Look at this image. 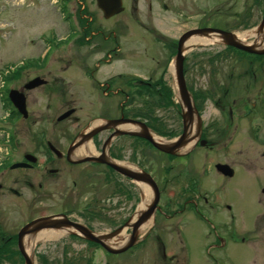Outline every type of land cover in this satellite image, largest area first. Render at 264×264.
<instances>
[{
    "label": "rangeland",
    "instance_id": "rangeland-1",
    "mask_svg": "<svg viewBox=\"0 0 264 264\" xmlns=\"http://www.w3.org/2000/svg\"><path fill=\"white\" fill-rule=\"evenodd\" d=\"M60 2L62 0H0V71H4V67L7 65L15 66L23 58L31 56L42 58L44 52L46 53L48 49L54 47L56 39L65 40L67 38L69 40L66 43L56 46L58 48L57 56L64 58L63 61H59L63 62L62 65L51 61V64L46 67L47 70L44 69L39 73L45 79L63 80L68 86L64 87L65 90L62 92L63 84L57 83L61 85L57 94H64L66 98L76 100L84 52L93 50V54H90L89 57L92 60L100 58L103 48L111 46L110 43L114 37L119 46L124 48V54L120 58L111 59V65L105 66L101 72L103 77L107 74L126 72L141 75L151 73L156 78L161 68V82L165 87L161 86L160 97L156 95L155 99L149 98V125L153 123L154 128H157L158 132L164 136L175 134V137L181 130L182 103L178 97L174 74L168 70V66L172 63L168 45L176 46V41L182 35L180 33L192 29H202L200 27L206 24L209 28L240 33L238 36L246 35L245 33L249 34L258 27L264 14V0H122L124 12L104 19L95 0H70L65 7L60 5ZM163 4L167 7L165 10L161 9ZM73 10H75L74 15ZM181 14L186 16L180 17ZM83 15H88L93 20L85 32V34L92 32L90 37L84 35L85 19L78 17ZM206 18H209L208 22H206ZM140 24L147 28V32L140 28ZM97 26L102 27V30L97 32L93 29ZM116 28L117 31H115ZM51 34L55 36L54 41L49 40ZM110 34L112 35L110 36ZM253 34L255 33L253 32ZM44 37L49 38L46 40L47 42L41 39ZM220 46L219 48L213 47L209 53H217ZM197 48L199 47L193 48L188 54L185 51L186 88L190 89L192 103V95L197 90H205V87L207 89V79L206 76H203L202 69L200 71V65L196 66L194 62L193 66L191 62L193 58L200 57L199 53H206V50L199 51ZM101 62L104 63V60ZM133 63H143L144 68L139 69L140 71L134 70L131 65ZM156 67L157 69H155ZM192 73L193 80H191ZM2 77L0 76V141L11 128L12 130L14 127L25 129V133L20 134L19 138L17 131L14 130L17 137L14 144L20 143L24 150H31V140L35 137L32 133L34 128L43 127L49 132L48 136L52 138L51 142L57 144L58 147H63L76 131L74 128L77 126V122H74L73 118L77 116L78 121L84 123L85 120L82 119L84 112L75 113L70 118L57 121L56 119L63 110L62 104L47 103L44 97L46 92L40 88L27 94L32 113L26 122L20 120L18 123L12 124L8 119H5L8 122L5 121L7 107L2 104L3 95L6 89L14 87L16 82L13 80L10 83H3ZM167 87L172 89V93L165 89ZM75 104L81 105L77 102ZM75 104H69V106ZM204 104L206 106V103ZM202 113L204 120L206 109ZM262 124V132L259 134L258 141L254 138L252 140L247 131L241 132L230 151L232 154L230 159L237 162L240 159L246 161L245 168H241L243 172L245 171V193L242 198H237V195L233 196L231 186L223 194L230 197L231 202L235 204L237 221L235 229L239 230L244 227L245 234L239 237L232 234L227 238L219 229L208 228L200 222L197 225L195 223L192 225L189 221L185 222L186 224L182 221L183 223L179 224L180 227L185 225L184 231L185 228L191 230L189 238L192 241L193 257L189 261L190 264H264V193L261 192V189L264 188V156L262 153L264 151V121ZM163 139L173 140V138ZM122 142L126 143L124 138L119 139L116 143ZM4 152H6V148L1 147L0 158ZM123 155H126L125 152ZM124 159L122 160L129 162L127 158L124 157ZM148 159L147 169L145 167L144 170L152 176L159 188L158 206L161 212V204L164 199L173 195L177 189L174 178L176 161L158 155L152 149L149 150ZM83 171L87 177L85 182L87 188L86 192L77 199L75 196H71L70 191L78 190V181H75L73 185L72 181L75 179L67 172L58 173L53 177L57 181L58 187L52 195L42 200L39 196L31 197L30 193L19 184L13 185V187L15 190L21 191L22 195L15 196L0 191V229L7 234L14 235L24 224H29L35 214L54 213L68 206L77 209L85 207V216L80 219V222L85 226L89 225L93 233L111 234L119 228H123L125 223L132 220L136 210V199L137 196H140L137 185H132L128 180L117 175L115 185L109 186L108 181L96 175V169L84 167ZM89 184H94V190L88 187ZM64 189L65 191L62 192ZM93 191L98 192L97 198L91 194ZM92 199L93 201L98 200V203L99 200L105 201L102 203L104 207L100 206V210L98 205L94 206L93 210L97 213L89 211L91 208L89 201ZM164 210L166 211L165 208ZM92 214L99 215V218L89 219L90 217L87 216ZM31 223L35 224V221ZM162 223L161 215L156 212L149 230L139 237V244L131 250L114 254L117 257H112L111 261L114 264H165L161 263ZM171 226L172 223L169 224L170 229ZM124 233L129 235L130 230L128 229ZM146 234L149 236L147 237ZM63 238L65 239H61V241H67L78 249L79 243L76 240H71L69 234ZM166 238L169 240H165V244L171 247V249H167L168 252L175 253L181 248L175 233L171 234L169 230ZM145 239L148 245L142 250ZM43 245L44 241L40 242L37 250L42 251L51 247V245H46V247ZM7 252L8 250L0 256V261L12 264V259L9 260ZM105 254L103 249L96 252V255L100 256L101 264H103L102 256ZM48 259L46 257L47 263L44 264L50 263L49 260L53 258ZM32 264H42V262L37 261L33 256ZM168 264H188V259L183 263L180 260V262Z\"/></svg>",
    "mask_w": 264,
    "mask_h": 264
},
{
    "label": "flooded vegetation",
    "instance_id": "flooded-vegetation-1",
    "mask_svg": "<svg viewBox=\"0 0 264 264\" xmlns=\"http://www.w3.org/2000/svg\"><path fill=\"white\" fill-rule=\"evenodd\" d=\"M69 1L62 0L60 5L65 7ZM166 8L164 4L161 6L162 10ZM72 13L74 15L75 10ZM184 16L186 15H180V17ZM78 17L85 19L86 27L84 35L85 37H90L92 32L90 34H85V32L88 26L91 25L90 22L93 21L92 17L88 15ZM185 19L188 20V18ZM208 21L209 18H206V22ZM139 26L142 30L146 31L147 28L143 24ZM200 28H208V26L206 24ZM93 29L99 32L102 30V27L97 26ZM117 30L116 28L115 31ZM105 38L107 39V37ZM65 40L56 39V43L57 45L63 44L62 41ZM112 40V43H110L111 46L103 48L100 58L92 60L89 57L90 54H93V50L84 52L83 62L80 68L81 78L78 80L79 90L77 97H75L77 98L76 100L68 99L64 94H57L61 88V85L57 83L63 84L62 92L65 90L64 87L68 86L63 80L58 78L45 79L39 73L43 72L44 69L47 70L46 67L51 64V61H56V63L62 65L63 62L59 61H63L64 58L57 56V45L48 49L46 53L44 52L42 58H37L36 56L25 58L26 60L32 61V63L27 67L17 69L14 80L16 84L14 87L7 88L2 101V104H7L5 102L6 100L8 102L7 113L14 117L13 124L18 123L20 120L26 122L29 119L30 113L32 112L29 108L27 94L39 88L45 90L46 95L44 97L47 103L56 102L62 104L61 108L63 110L59 116L70 111L69 116L66 117L67 119L75 113L81 114V112H84L82 119L85 121L84 123H80L77 116L73 118L74 122H77V126L74 128L76 131L73 133L70 141L63 147H58L56 146L57 144H53L51 142L52 138L48 136L50 135L49 132L43 127L34 128L32 133L35 137L31 140V150H24L20 143L12 146L7 141L5 143L3 142L6 147V152L0 158L1 192H7L15 196L22 195L21 191H17L13 187V185L16 186L19 184L30 193L31 197L37 198L39 196L40 200H42L52 195L58 187L57 181L53 177L58 173L63 174L67 172L68 175H72L75 179L72 181L73 185L75 181H78V190L70 191L71 196H75L77 199L86 192L87 188V185L85 186L87 177L83 171L84 167L96 169V175L108 181L109 186H112V184L113 186L115 185L117 175L128 180L133 185L131 180L119 175L105 164L95 161L82 162L86 158H102L106 150L107 155L112 160L125 162V157L129 161L128 164L145 171L144 169L145 167L147 169L149 163L148 157L150 149L158 155L167 157V155L155 150L146 141L137 137L123 135L111 139L118 128L109 126L95 133L89 140L83 141L81 144L78 142L73 145L78 137L91 133L100 125L97 123V120L108 122L117 119H128L135 120L148 127L150 119L148 107L149 98L155 99L156 95L158 97L161 95V68L156 78L151 73L141 75L126 72L107 74L103 77L101 72L105 66L111 65V59L120 58L124 54V48L119 46L116 38L113 37ZM178 40L176 41V45ZM245 41L247 40L245 39ZM213 47L215 46L199 48V51L206 50V53H199L200 57H195L191 61L193 66L194 62L196 66L200 65L199 69L200 71L202 69L203 76H206L207 79V89L206 87L205 90L199 89L192 95L193 106L197 114L196 117L199 118V123H195L192 130L195 136L197 134L198 136L191 143V151L187 155L175 156L173 158L176 161L174 178L177 189L173 195L164 199L161 204V212L158 208V213L161 215V222H163L161 224V263L165 264L180 262V260L183 263L187 257H193L191 249L192 241L189 238L191 236V230L190 228H185L184 231L185 225L184 227H180V223L184 222L186 224L185 222L189 221L192 225L194 223L197 225L200 222L208 228L213 227V229L221 230L227 238L232 234H235L237 237L242 234L244 235V227L239 230L235 229L237 223L235 204L231 202L230 197L224 196L223 194L231 186L233 196L237 195V198H242L245 193V171L243 172L241 168H245L246 161L240 159L237 162L234 159H230L232 155L230 151L241 132L247 131L252 137L251 139L253 140L254 138L256 141L259 140V134L262 132V122L264 121V54L246 53L228 44L220 46L217 53L210 54L209 50H212ZM168 48L170 54L176 51V46L168 45ZM79 49L82 50V48ZM191 50H188V52ZM184 57L183 76L185 86L187 87L185 80L186 56ZM101 60H104V63ZM131 65H133L132 69L137 71L144 68L143 63H133ZM64 69L66 70L67 68ZM193 79L194 75L192 73L191 80ZM32 80L42 84L27 90L26 86ZM10 89L17 90L23 95L25 109L27 111V117L25 119L9 103L7 93ZM187 90L189 91L190 89L187 88ZM76 102L81 105H76ZM204 103H206V106ZM69 104L75 105L69 106ZM204 109H206V116L203 120L202 112ZM180 121L181 130L178 131V135L182 132L181 118ZM133 129L137 130L138 128L133 127ZM13 130L17 131L18 138L20 134L25 133V129L23 130L18 127H14ZM121 138H124L126 143L122 142L117 144L116 142ZM87 142L91 145V154L74 158V152ZM124 152L126 154L125 156L123 155ZM262 153L264 156V151ZM20 163L25 165L16 168L11 167ZM93 186L94 184H89L88 187L94 190ZM64 191L65 189L62 192ZM261 192L264 193V188L261 189ZM91 194L96 198L98 197V192L93 191ZM104 202L99 200L98 203V200L93 201L92 199L89 201L91 207L89 211L91 213H97L93 210L95 208L94 206L98 205L100 210V206L104 207V204H102ZM84 210H86L85 207L77 209L68 206L54 213L35 214L29 223L39 220L43 221L53 217L52 224L56 226L53 229L66 228L64 226H70L68 224L71 223L82 225L90 230L89 225L85 226V224L80 222V219L85 216ZM87 217H90L89 219H97L99 215L92 214ZM170 223L173 226H171V229L169 227ZM70 228L74 230L73 233L69 234V238L79 243L78 249L67 241H61V239H65L63 237L59 239L41 240L34 246L32 251L37 261H41L42 264L47 263L46 257H48L49 259L53 258L48 259L50 261L48 264H101L99 260L100 256L96 255L97 251L102 250L101 246L79 238L75 235L79 234L75 227ZM41 230L49 229L44 228ZM169 230L171 234L175 233L177 241L181 245V248L176 250L175 253H172V251L168 252L167 249H171V247L165 244V240H169L166 238ZM0 232L2 233L0 234V239L12 236L1 229ZM146 236L148 237L149 235L146 234ZM43 241V247H46V245H51V247L38 251V244ZM147 245L148 242L146 240L143 243L142 250ZM178 251L181 252L179 253ZM102 257L103 264H114L111 258L117 256L106 253Z\"/></svg>",
    "mask_w": 264,
    "mask_h": 264
},
{
    "label": "water",
    "instance_id": "water-1",
    "mask_svg": "<svg viewBox=\"0 0 264 264\" xmlns=\"http://www.w3.org/2000/svg\"><path fill=\"white\" fill-rule=\"evenodd\" d=\"M95 1H96L97 7L100 9V11L102 12L103 17L105 19H108V18H110L114 15H117L123 11L121 0H95ZM263 28H264V15H263V18H262L260 24L256 28L255 33L260 34L263 31ZM208 34H214L215 36L222 38V40H225V42L228 43L229 45L234 46L238 49L244 50L246 52H257L254 50L253 46H245L241 43L235 42L231 32H225V31H221V30H217V29H211V28L196 29V30H191V31L186 32L184 35H182V37L178 41L177 53L175 55L174 62H173L175 77L177 80V87H178V91H179V96L181 98V102L183 103V105L186 108V111L184 113H182L183 125H184L182 135L177 140L173 141L171 144L159 143L152 138V136L149 133V130L146 126H144L138 122H135V121L120 119V120H114V121L108 122L107 126L117 127L118 125H123V124H135V125L140 124L142 129L139 132H134V133L117 131V132H115V134L113 136L122 135V134L134 135V136H137V137H140L142 139L147 140L154 148H156L157 150L162 151L164 153H168V154H175L180 148H182L183 146H185L187 143H189L192 140L193 136L191 138L188 137V135H189V128L188 127H189V124H191V122L193 121L194 109L191 105V101H190L189 95L186 91L184 81H183V76H182L183 56H182L181 51H182L183 43L188 38H191L193 36L208 35ZM35 85H37V84H35V81H34L33 83H31L28 86V88H32ZM9 98H10L11 102L14 104V106L21 113H23V115H25L23 97L21 95H19L16 91H11L9 93ZM66 116H68V113L63 115L62 117H60L59 121L64 119ZM197 124H198V122H197ZM98 130H100V129H97V130L93 131L92 133L88 134V136L84 137V139H87V137L90 138L91 135H93L94 132H96ZM84 161H96V162L104 163V164L108 165L110 168H112L113 170H115L116 172H118L119 174L132 179L135 183H141V184H145V185L149 186V190L151 191V195H152L150 204L147 206V208L143 212H141L137 216L135 223H133V225L131 227L132 232L128 238L127 243L125 245L121 246L120 248H116V249L109 248L108 246H106L104 244V242L100 238L93 236L92 233L90 231H88L85 227H83V226L80 227V225H77V224H71V223L68 224V225H73L75 227V229L78 228V230L80 231V232L79 231L78 232L83 237H85L86 239H88L90 241L99 243L109 253H112V254L122 253V252L126 251L127 249H129L130 247H132L136 243L137 229L139 228V226L142 224L143 221H145L146 219L150 218L153 215V213L156 209V205H157L158 200H159V191L157 189V186H156L155 182L153 181V179L150 177V175H148L146 173H137V172L129 171L125 168L120 167L119 165H117L116 163H114L111 160H106L105 157H102V158H86ZM125 226L129 227V224L127 223V224H125ZM51 227H56V226H55V224H52L51 219H47L44 221L35 222V224L32 223L30 225H26L18 233V239H19L18 248L24 257L25 264H32V262H31V259L26 256V254L24 252V248H23L22 243L20 241V238L24 234H26L32 230H38L41 228H51ZM122 229L123 228L118 229L116 232L107 235V237L108 238L114 237L117 233L122 231Z\"/></svg>",
    "mask_w": 264,
    "mask_h": 264
},
{
    "label": "bare ground",
    "instance_id": "bare-ground-1",
    "mask_svg": "<svg viewBox=\"0 0 264 264\" xmlns=\"http://www.w3.org/2000/svg\"><path fill=\"white\" fill-rule=\"evenodd\" d=\"M233 34H240V33H233ZM245 34H247V33H245ZM249 34H253V33L251 32ZM237 37L243 41V39L245 38V35H241V36H237ZM220 40H221V38L216 37V36H209V37L208 36H206V37L205 36H194V37H191L189 40L186 41V43L183 46V51L190 50L195 45H207L210 43L220 42ZM258 41H260L261 44L264 43V29L260 34L256 35L255 42H258ZM194 122H195V119H193L191 124H189L188 128L190 131L192 130V126L194 125ZM123 128L132 129V127H130V126L123 127ZM189 135H192V132H190ZM151 136L155 141H157L159 143L171 144V142H167V141L163 140L162 138L157 137L155 134L151 133ZM189 145L190 144H188L184 148H181L180 151H185V149H188ZM91 152H92L91 145L89 144V142H87V143L83 144V146H81L79 149H77L74 152V158L82 156V155H90ZM116 164L122 168L127 169V170L139 172L137 168H135L134 166H132L128 163L117 162ZM137 185L139 188L140 197H139L138 205L136 206L135 214H134V216L130 222V225L134 222V220L136 219L138 214H140L142 211L145 210V208H147V206L150 204V201H151V194L149 191V186H147L145 184H141V183H138ZM153 220H154V216H151L150 218H148L142 222V224L137 229L136 238L141 237L143 234H145L149 230V228L153 224ZM64 227H66V228L53 229L55 227H51L49 230H41V231L29 233L26 236H24L22 238L21 242L23 244V248L27 254V257L31 258L33 256V254H32L33 248L39 241L46 240V239H59V238L64 237L67 234L73 233L74 229L70 228V227H73V225L64 226ZM80 227H82V226H80ZM76 230L79 231L78 228H76ZM125 230H126V228H124L121 232H119L118 234H116L114 237H111V238L107 237L108 234H99L98 235L96 233H92V235L96 236L100 239H107L108 238V239H110L109 241L103 240L107 246H109L111 248H120L121 246H123L127 243L128 238H129L124 233ZM75 235L78 236L79 238L86 239L85 237L80 236L78 234H75ZM190 261H191V258H190Z\"/></svg>",
    "mask_w": 264,
    "mask_h": 264
},
{
    "label": "trees",
    "instance_id": "trees-1",
    "mask_svg": "<svg viewBox=\"0 0 264 264\" xmlns=\"http://www.w3.org/2000/svg\"><path fill=\"white\" fill-rule=\"evenodd\" d=\"M151 123V122H150ZM153 123H151V125H150V127L151 128H153L155 131H159L157 128H154V125H152ZM162 134V133H161ZM162 135H164V134H162ZM166 135V134H165ZM3 249V248H2ZM6 252V251H5ZM1 253H3V251H0V255H1Z\"/></svg>",
    "mask_w": 264,
    "mask_h": 264
}]
</instances>
